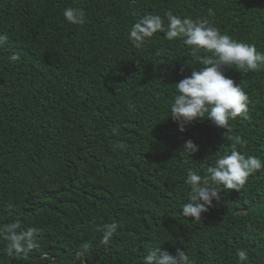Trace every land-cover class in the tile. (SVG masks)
<instances>
[{
	"label": "trees",
	"instance_id": "obj_1",
	"mask_svg": "<svg viewBox=\"0 0 264 264\" xmlns=\"http://www.w3.org/2000/svg\"><path fill=\"white\" fill-rule=\"evenodd\" d=\"M69 6L85 10V24L64 19ZM209 8L221 32L264 52V0H0L9 36L0 49V223L19 219L41 241L24 260L6 256L0 240L2 264H49L44 254L55 264H142L156 243L195 264H240L239 248L248 264H264V170L240 191H221L202 221L181 214L187 170L203 175L230 152L226 136L264 159V69L225 67L249 98L230 131L203 119L181 132L169 116L173 85L210 54L163 33L139 49L127 38L142 15L195 19ZM188 140L197 153L183 150ZM114 221L106 248L99 229Z\"/></svg>",
	"mask_w": 264,
	"mask_h": 264
},
{
	"label": "clouds",
	"instance_id": "obj_2",
	"mask_svg": "<svg viewBox=\"0 0 264 264\" xmlns=\"http://www.w3.org/2000/svg\"><path fill=\"white\" fill-rule=\"evenodd\" d=\"M64 19L72 25L86 23L83 8L69 6L63 9ZM215 16V9L209 8L207 17L191 18L168 10L163 16L145 14L137 18L127 34L131 44L139 49L158 33H163L168 41L181 40L195 55L209 53L199 61V71H192L174 86V94L169 104L170 117L178 124L179 131L185 132L186 126L194 121L207 119L217 128L230 131V120L246 118L249 98L241 85L225 75L224 69L233 68L241 73L256 72L264 69V52L256 45L239 41L221 32L208 17ZM9 42L7 33H0V49ZM19 53L11 54L8 59L15 63L20 60ZM133 105H129L131 109ZM118 128H113L116 134ZM231 151L217 155L214 162L207 166L204 174L189 168L184 179L188 188L187 202L181 207L182 215L198 223L207 213L214 200L221 199V191H240L248 178L264 170V159L255 155H244L238 150L240 137L226 136ZM189 155L197 153L199 146L192 140L183 145ZM12 206L9 205V208ZM119 225L114 221L102 226L100 244L110 245ZM40 229L23 227L19 219L0 223V240L5 242L3 253L12 258L28 260L32 250L40 247ZM240 264H248L249 254L244 248L236 251ZM41 262L55 264L47 254L40 257ZM142 264H195L186 251L176 248L175 253L165 250L159 243L149 247L141 257ZM2 264V262H0Z\"/></svg>",
	"mask_w": 264,
	"mask_h": 264
}]
</instances>
